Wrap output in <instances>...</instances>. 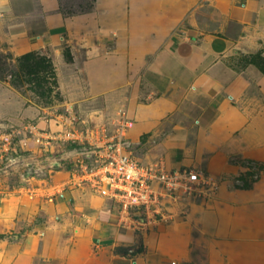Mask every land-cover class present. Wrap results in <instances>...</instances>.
I'll use <instances>...</instances> for the list:
<instances>
[{"label": "rangeland", "instance_id": "1", "mask_svg": "<svg viewBox=\"0 0 264 264\" xmlns=\"http://www.w3.org/2000/svg\"><path fill=\"white\" fill-rule=\"evenodd\" d=\"M99 1L104 7L98 0H58L55 9L44 11L39 0H17L16 16L0 12V30L10 36L0 41V262L9 259L11 246L24 248L29 231L44 226L48 218L70 222L81 209L89 212L93 202L108 209L107 202L113 201L95 191L88 179L94 155L83 135L101 128L112 135L125 116L133 122L126 135L132 156L144 165L198 171L201 183L163 198L167 219L158 227L143 232L122 227L132 237L130 245L116 251L149 255L153 251L147 246L161 248L170 233L185 231L193 255L188 264H251L238 256L241 242L252 240L259 249L256 264H264V235L243 237L240 228L252 225V214L255 224L264 227V154L255 155L253 145L264 139L257 126L260 122L264 132V1L245 28L225 20L213 0H194L188 17L180 20L169 0H120V13L111 19L107 0ZM177 21L192 37H208L216 52H196L192 62H221L214 81L205 84L211 92L203 95L192 83L174 86L131 66L127 81L100 97L92 94L94 83L83 72L84 62H167L162 38ZM155 45L154 53L149 52ZM67 51L76 66L66 65L71 63ZM30 52L53 63L59 97L43 98L29 89L23 76L12 77L20 74V58ZM228 70L231 77L219 84ZM238 75L246 83L233 97L230 83ZM160 102L169 104L167 111L156 117L139 115ZM225 103L243 121L234 128L228 119L220 136L217 122ZM205 111L211 123L204 136L197 128ZM70 130L83 138L70 139ZM178 158L187 164L173 165ZM252 191L258 209L240 211L251 201ZM25 203L32 206V216L27 219V212L20 211L17 221Z\"/></svg>", "mask_w": 264, "mask_h": 264}, {"label": "crops", "instance_id": "2", "mask_svg": "<svg viewBox=\"0 0 264 264\" xmlns=\"http://www.w3.org/2000/svg\"><path fill=\"white\" fill-rule=\"evenodd\" d=\"M16 1L17 0H0V12L6 10L7 14L11 13L16 16L17 12L14 7V2ZM39 1L42 3L44 11L55 9V5L58 2V0ZM213 1L216 9L223 15L225 20L235 22L245 28L247 24L250 23V20L261 10L264 0ZM53 2L56 4L53 5ZM183 2L184 0H169V3L172 4V13L176 17V20L188 17L190 12L188 5L193 4L194 0H186L185 2L187 5H184ZM99 3L100 1L98 0V6ZM100 6L103 5L100 3ZM105 6L108 9V18H115V15H119L120 13L121 1L107 0ZM54 16L59 17L60 14L57 13ZM10 17L12 18L13 16ZM178 22L179 21H177V23ZM16 31L18 32V30ZM8 37L10 38V36ZM8 37L0 30V41H6ZM160 38H162V36H160ZM162 39L165 44L164 55L170 57L167 62H84L85 70L83 72L89 77V81L94 83L92 94L96 97H100L105 90L110 89L114 84L127 81L128 70L131 66H134V68L138 67L141 71H145L146 73L152 72L155 76H162L165 82L174 84V86L192 83L193 85L196 84L195 89L202 94L204 93L207 95V92H211L212 88H209L208 85V88H206L205 84L214 81L215 75L219 67H221V62H192V58L195 57L196 52L200 54H210L212 51L215 52L213 46L210 45L211 42L209 38L204 37L197 39V37H192L188 31H183L181 29L179 22L176 28L167 30ZM199 39V46H195L196 41ZM160 41L162 40L160 39ZM146 47L149 48L148 46ZM146 47H140V52L144 50L148 52ZM155 48H157L156 45L154 48L150 47L149 52L154 53L153 49ZM66 65L76 66L77 62H71ZM80 67H82V65ZM57 70H59L58 67ZM58 75L61 83V71H58ZM231 75V70L226 71L220 77L218 75L219 84L226 81L225 78L231 77ZM263 78L264 77L261 79ZM245 83V78L243 76L238 75L234 77L233 81L230 83L233 97L244 87ZM168 106L169 104L167 103H156L149 109L141 111L139 115L144 117L142 114L150 113L152 117H156L167 111ZM223 106H226L224 109L225 111H223L222 119H219L217 122L220 136L225 134V124H227L226 121L228 119V123L234 128H237L243 121L242 117L238 116L237 112L234 111L233 106L227 107L226 103ZM210 123L211 116L205 111L199 120L201 126L197 129L205 136V127ZM259 123L257 124V126L259 125L258 135L261 137L264 136V132ZM253 143V145L256 146V150L254 151L255 155L259 154L258 157L262 158L264 154V139L258 138L254 140ZM178 164L182 166L187 164V161L178 158L176 164L173 165ZM176 167L178 168L179 166ZM73 195L79 194L74 193ZM250 195L251 201L246 202L245 206L241 205L239 208L240 211H245L246 213L247 209H258L257 194L252 191ZM107 203H109V210L105 209V205L96 208V204H100L99 202H93L89 212L83 210L84 208H80L81 212H79L75 218L71 219L70 222L64 219L52 221L48 218L44 226L40 228L35 226L33 231H29L27 244L24 248L19 249L18 246H11L9 259L1 260L0 264H188L191 261L193 255L189 245L185 244L188 238V234L185 231L170 233V238H165L166 242H164L165 244H163L161 248L160 246H156L151 250L150 248L152 246H147L149 252L153 251L149 253L150 256L148 254L132 255L116 251V247L130 245L128 243L132 236L127 230L119 226L117 206L113 202ZM25 204V206L22 205L17 211V221H19L20 211L27 212V219L32 216L31 213H29L32 210V206L29 205V203ZM252 215V225L248 228V226L243 227L241 224L242 227L240 228L243 237L250 236L255 240L260 234L264 235V227L259 226L258 223L255 224L256 220ZM223 223L224 221L221 222L220 232H224ZM144 239L146 240V238ZM241 243L242 251L239 252L240 256H238V258L241 260L249 259L247 263L256 264L259 258V249H257L258 244L253 240L250 243L249 241H242ZM261 249L262 254H264V244L261 245Z\"/></svg>", "mask_w": 264, "mask_h": 264}, {"label": "built area", "instance_id": "3", "mask_svg": "<svg viewBox=\"0 0 264 264\" xmlns=\"http://www.w3.org/2000/svg\"><path fill=\"white\" fill-rule=\"evenodd\" d=\"M133 122L123 116L114 134L104 128L84 134L94 162L88 179L99 194L117 206L119 226L134 231H148L166 221L162 200L179 190H191L201 183L198 171L140 163L128 150L126 135ZM74 141L82 139L68 131Z\"/></svg>", "mask_w": 264, "mask_h": 264}, {"label": "trees", "instance_id": "4", "mask_svg": "<svg viewBox=\"0 0 264 264\" xmlns=\"http://www.w3.org/2000/svg\"><path fill=\"white\" fill-rule=\"evenodd\" d=\"M68 61H72L70 52H66ZM19 73L12 77H24L30 85V90L34 91L43 98L59 97L57 75L51 60L38 53H27L20 58ZM15 81H17L15 79ZM24 81V80H23Z\"/></svg>", "mask_w": 264, "mask_h": 264}]
</instances>
